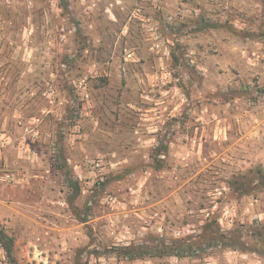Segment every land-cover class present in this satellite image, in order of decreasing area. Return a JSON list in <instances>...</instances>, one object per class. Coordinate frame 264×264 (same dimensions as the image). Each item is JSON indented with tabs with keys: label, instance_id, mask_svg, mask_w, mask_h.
<instances>
[{
	"label": "rangeland",
	"instance_id": "1",
	"mask_svg": "<svg viewBox=\"0 0 264 264\" xmlns=\"http://www.w3.org/2000/svg\"><path fill=\"white\" fill-rule=\"evenodd\" d=\"M0 232V264H264V0H0Z\"/></svg>",
	"mask_w": 264,
	"mask_h": 264
},
{
	"label": "trees",
	"instance_id": "2",
	"mask_svg": "<svg viewBox=\"0 0 264 264\" xmlns=\"http://www.w3.org/2000/svg\"><path fill=\"white\" fill-rule=\"evenodd\" d=\"M0 247L2 249H4L5 253L7 256L10 255V250H11V240L10 239H7V237L5 235H3V233L0 232ZM166 248H164V252L166 255H169V256H178L179 254V250L178 249H174L172 252H168V251H165ZM149 256L153 257L154 255L151 254V252H148L147 253Z\"/></svg>",
	"mask_w": 264,
	"mask_h": 264
}]
</instances>
